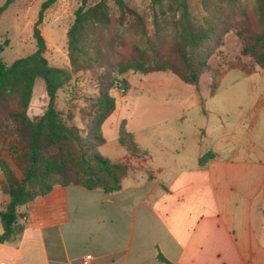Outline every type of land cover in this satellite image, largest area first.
Wrapping results in <instances>:
<instances>
[{
  "label": "crops",
  "instance_id": "0c3cea01",
  "mask_svg": "<svg viewBox=\"0 0 264 264\" xmlns=\"http://www.w3.org/2000/svg\"><path fill=\"white\" fill-rule=\"evenodd\" d=\"M134 79L98 147L127 165L120 188L56 184L22 205L0 264H264V70L228 68L212 90L209 76L204 89L168 72ZM122 121L143 156L118 141ZM9 201L0 169V211Z\"/></svg>",
  "mask_w": 264,
  "mask_h": 264
},
{
  "label": "trees",
  "instance_id": "16d2710c",
  "mask_svg": "<svg viewBox=\"0 0 264 264\" xmlns=\"http://www.w3.org/2000/svg\"><path fill=\"white\" fill-rule=\"evenodd\" d=\"M12 1L5 0L0 5V14ZM55 1L44 0L40 4L32 27L35 50L11 63L0 57V132L8 122L12 124L20 143L16 161L23 174L21 179L17 178L8 164L0 160L10 191V201L0 211L3 229L0 242L19 237L24 228L18 221L19 208L56 184H77L106 192L119 189L127 165L112 162L99 153L98 147L104 142L101 125L115 107L110 91L117 87L127 89L120 76L128 70L141 75L168 72L196 85L203 71L209 70L207 58L211 43L220 30L229 29L221 8H213L206 16L196 19L187 0H152L151 34L145 17L125 0H110L118 11L117 17L113 16L108 0L93 4L81 0L66 33L69 68H63L48 63L44 56L45 40L38 27L45 10ZM222 1L233 5L237 0ZM255 15L260 28L250 32L240 30L237 35L242 54L250 55L258 67L264 68V0H255ZM168 27L170 46L177 60L158 53L166 39L163 30ZM126 29L139 36L143 47L135 42L136 56L121 59L114 47L123 43L122 33ZM7 43V39L0 42V53ZM103 67L106 70L97 77V94L90 105L88 122L80 130L57 110V92L70 82L73 74ZM36 79L43 82L47 103L42 114L31 118L27 109ZM216 83H211V90ZM118 141L132 156L145 154L126 130L124 121L119 125ZM212 155L206 153L199 158V163L203 164Z\"/></svg>",
  "mask_w": 264,
  "mask_h": 264
},
{
  "label": "rangeland",
  "instance_id": "374dc122",
  "mask_svg": "<svg viewBox=\"0 0 264 264\" xmlns=\"http://www.w3.org/2000/svg\"><path fill=\"white\" fill-rule=\"evenodd\" d=\"M4 1L0 0V5ZM42 1L44 0H13L0 14V42L5 39L8 40L4 50L0 53V57L5 62L11 63L13 60L28 55L35 50L32 27L37 19ZM97 1L88 0V3L93 4ZM80 2L81 0H56L43 14V19L38 27L45 40L44 56L50 65L69 68L66 33L73 21L74 11L80 5ZM125 2L145 17L146 28L151 34L154 28L152 23V0H125ZM187 2L191 14L196 19L206 16L213 8H221L225 23L229 26L226 31L220 30L213 43H211L210 54L207 58L209 70L203 71L200 76L201 79L199 78L202 89L206 88L208 76L210 77L209 85L211 89V83L218 81L226 69L234 66H242L249 72L259 69L264 70V68H260L254 63L250 55L242 54V45L237 35L240 30L250 32L260 28L255 15V0H237L233 5L225 4L222 0H187ZM107 3L113 16L117 17L118 11L113 3L110 0ZM163 31L166 39L158 53L177 60V55L170 46L169 27ZM122 35L123 43L114 47L117 56L119 55L121 59L135 57L137 52L133 46L134 43L137 42L143 47V43L139 41V36L128 29ZM104 70H106L105 67L79 71L73 74L70 82L57 92L55 100L57 110L69 124L80 130H84L85 124L88 122L90 105L97 94V77ZM140 76L143 75L128 70L120 77L124 79L123 82L126 86L131 88L136 83L134 78ZM123 93L124 91L118 87L110 91L112 96ZM132 96L130 92L127 97ZM141 96L144 95H139V97ZM46 103L47 96L43 82L41 79H36L32 98L27 109L28 116L33 118L42 114ZM124 113L125 109L122 111V114ZM103 129L105 135L109 137L108 122L105 123ZM19 148L20 143L13 132V126L8 122L5 130L0 132V160H4L14 175L21 179L23 174L19 163L16 161Z\"/></svg>",
  "mask_w": 264,
  "mask_h": 264
},
{
  "label": "built area",
  "instance_id": "2783aa9c",
  "mask_svg": "<svg viewBox=\"0 0 264 264\" xmlns=\"http://www.w3.org/2000/svg\"><path fill=\"white\" fill-rule=\"evenodd\" d=\"M22 220H23V221H26L27 218H26L25 216H23V217H22ZM90 258H91V256H90V255H87V256L85 257V260H88V259H90Z\"/></svg>",
  "mask_w": 264,
  "mask_h": 264
}]
</instances>
